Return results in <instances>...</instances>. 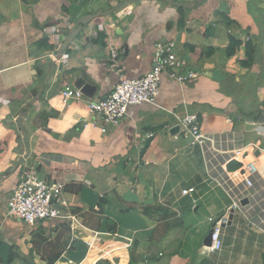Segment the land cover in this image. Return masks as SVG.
<instances>
[{"label": "crops", "instance_id": "crops-1", "mask_svg": "<svg viewBox=\"0 0 264 264\" xmlns=\"http://www.w3.org/2000/svg\"><path fill=\"white\" fill-rule=\"evenodd\" d=\"M87 15L99 17L57 60ZM170 43L191 81L163 74L154 104L105 133L83 127L89 101L145 75ZM79 78L93 93L63 103ZM185 114L211 142L170 133ZM248 163L261 207L264 0H0V264H264V228L239 210L219 251L203 245L208 219L231 211L228 178L240 191ZM26 167L64 185L70 218L6 217Z\"/></svg>", "mask_w": 264, "mask_h": 264}, {"label": "built area", "instance_id": "built-area-1", "mask_svg": "<svg viewBox=\"0 0 264 264\" xmlns=\"http://www.w3.org/2000/svg\"><path fill=\"white\" fill-rule=\"evenodd\" d=\"M65 57V55H61ZM185 68V62L176 57L174 44L157 46L150 70L143 76L128 79L119 76V80L114 90L99 101H89L87 103V116L89 123H83L84 128L106 132L101 124L108 126H118L126 118L130 108L142 105H152L157 98L163 74H169L180 85H183L194 78L192 72L179 74ZM83 94L76 88L66 87L62 92V101L67 103L70 100H80ZM179 131L184 135L191 136L200 145H206L212 138L202 135L197 124L195 114H185L184 116H173ZM100 121V123L98 122ZM101 125V126H100ZM258 173L253 163L244 166L241 176H243L242 189L234 191L239 185L228 178L232 186L228 189L233 195L231 210H239L246 217L249 224H256L264 228V200L262 206L255 202V177ZM64 185L58 181H51L41 176L34 167H26L21 175L20 181L13 190L7 202L6 217L17 220L27 226L47 221L50 219H67L69 215L65 213L67 203L63 198ZM194 190L184 191L183 195L192 193ZM248 200V204L242 206L240 202ZM230 213V212H229ZM228 215L218 218H209L208 223L212 229L211 246L212 252L219 251L222 243L220 239L221 227L228 222Z\"/></svg>", "mask_w": 264, "mask_h": 264}, {"label": "water", "instance_id": "water-1", "mask_svg": "<svg viewBox=\"0 0 264 264\" xmlns=\"http://www.w3.org/2000/svg\"><path fill=\"white\" fill-rule=\"evenodd\" d=\"M99 17L98 15H87L81 19H79L74 26L72 27L69 34L65 37V39L62 41L60 45H58V49L56 51V59L59 60L61 58V55L66 51V49L69 47V45L72 43V41L75 39V37L79 34V31L81 28L85 25H87L89 22H91L93 19ZM74 87L81 91L82 94L86 96H90L91 93H93L94 88L90 85V81L86 78H79L75 82ZM179 131L178 127H174L170 130L171 134L177 133ZM240 204L242 206H245L248 204L247 199H243ZM233 213L234 211L231 210L228 216V224L231 223L233 219ZM211 235H212V229H209L206 237L203 240V245L207 248L211 246Z\"/></svg>", "mask_w": 264, "mask_h": 264}, {"label": "rangeland", "instance_id": "rangeland-1", "mask_svg": "<svg viewBox=\"0 0 264 264\" xmlns=\"http://www.w3.org/2000/svg\"><path fill=\"white\" fill-rule=\"evenodd\" d=\"M210 215L209 214H207V219H208V217H209ZM217 217V216H216ZM215 217V218H216ZM202 220H203V222H205L206 221V215H204L203 217H202ZM240 224H241V227H243L244 226V218H242V219H240ZM205 224V223H204ZM206 229V231H207V233H208V231H209V228H208V226L207 227H205Z\"/></svg>", "mask_w": 264, "mask_h": 264}, {"label": "bare ground", "instance_id": "bare-ground-1", "mask_svg": "<svg viewBox=\"0 0 264 264\" xmlns=\"http://www.w3.org/2000/svg\"><path fill=\"white\" fill-rule=\"evenodd\" d=\"M243 177V176H242Z\"/></svg>", "mask_w": 264, "mask_h": 264}]
</instances>
